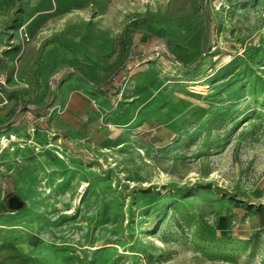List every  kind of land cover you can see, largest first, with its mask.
<instances>
[{"label": "rangeland", "instance_id": "374dc122", "mask_svg": "<svg viewBox=\"0 0 264 264\" xmlns=\"http://www.w3.org/2000/svg\"><path fill=\"white\" fill-rule=\"evenodd\" d=\"M0 264H264V0H0Z\"/></svg>", "mask_w": 264, "mask_h": 264}, {"label": "trees", "instance_id": "16d2710c", "mask_svg": "<svg viewBox=\"0 0 264 264\" xmlns=\"http://www.w3.org/2000/svg\"><path fill=\"white\" fill-rule=\"evenodd\" d=\"M205 14L208 17L209 21H212V17L209 16L208 9L205 7ZM153 43L161 44L163 48V52L169 55H173V52L170 48V44L164 41L158 35L149 32L147 30L138 29L133 32L131 36L127 35V31H125L122 35V39L120 41V63L114 68L113 73H117L116 77H122L126 73V63H135L138 61H142L147 59L150 55L148 53L149 47L153 45ZM207 47L205 52H207ZM186 68V67H185ZM82 80L87 82L91 87L96 90V93L101 96H108L111 94L113 87L110 82H102L96 85L93 81L88 79L84 74L80 71L75 72ZM25 105V103H17L13 113L12 120L13 124L11 127H16L22 123L24 118V113H22L21 107ZM31 112L39 119L40 116L45 117L46 114H43V110H41L38 106L32 107ZM39 120L37 121V123ZM39 126V124H37ZM48 129V127H47Z\"/></svg>", "mask_w": 264, "mask_h": 264}, {"label": "crops", "instance_id": "0c3cea01", "mask_svg": "<svg viewBox=\"0 0 264 264\" xmlns=\"http://www.w3.org/2000/svg\"><path fill=\"white\" fill-rule=\"evenodd\" d=\"M66 73V72H65ZM65 81V92L59 95L56 106L59 107V115L54 118L55 124L57 125V131L59 130L67 138L73 139H83L80 137L79 131L82 125H84V119L82 115L85 112V104L80 102L77 97V87L88 88L91 86L86 84L79 76L72 72H68ZM88 86V88L86 87ZM43 110L42 114H46ZM53 121V122H54ZM52 125V122L50 126Z\"/></svg>", "mask_w": 264, "mask_h": 264}, {"label": "water", "instance_id": "95a60500", "mask_svg": "<svg viewBox=\"0 0 264 264\" xmlns=\"http://www.w3.org/2000/svg\"><path fill=\"white\" fill-rule=\"evenodd\" d=\"M10 204H11V207L13 209H19L21 207H23V202L20 201L18 198L16 197H13L11 200H10Z\"/></svg>", "mask_w": 264, "mask_h": 264}, {"label": "bare ground", "instance_id": "6f19581e", "mask_svg": "<svg viewBox=\"0 0 264 264\" xmlns=\"http://www.w3.org/2000/svg\"><path fill=\"white\" fill-rule=\"evenodd\" d=\"M86 194V193H85Z\"/></svg>", "mask_w": 264, "mask_h": 264}]
</instances>
